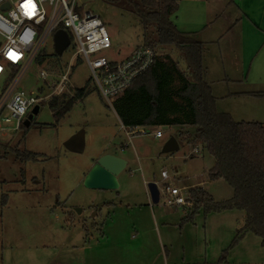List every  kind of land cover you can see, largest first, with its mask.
Segmentation results:
<instances>
[{
	"label": "rangeland",
	"instance_id": "374dc122",
	"mask_svg": "<svg viewBox=\"0 0 264 264\" xmlns=\"http://www.w3.org/2000/svg\"><path fill=\"white\" fill-rule=\"evenodd\" d=\"M182 2L170 17L178 26L190 13ZM76 5L80 13L90 10L105 25L112 46L100 54L107 59L118 61L142 44L143 28L126 0H76ZM154 51L160 62L170 64L182 78H189L186 64L174 47ZM263 51L264 47L260 53ZM41 52L43 59L29 64L17 89L47 93L51 79H41L38 70L43 67L56 75L68 68L71 85L85 87L86 93L58 119L48 102H43L29 111L22 122L24 127L0 134L1 264H254L264 259L252 245L256 242L252 234L241 250L219 261L234 235L229 234L227 218L209 220L210 243L205 248L203 215L199 214L180 237L182 208L169 204L165 193L158 202H151L147 190L150 181L158 188L168 184L186 193L200 177L207 179L200 166L191 167L188 159L182 158L191 148L185 141L195 131L193 125L122 126L114 102L100 95L84 58L72 59L71 46L56 54L52 36H48ZM208 58L209 54L205 60ZM156 87L151 83L146 94L135 87L124 98L138 102L143 110L149 106L152 116L159 119L181 118L184 110L180 100L160 97ZM257 103L260 108L264 100ZM257 112L243 121L263 123L264 109ZM158 128L162 131L159 138L153 136ZM75 136L81 137V149L70 151L65 143ZM170 137L179 146L172 155L162 151ZM17 152L37 156L26 158ZM103 154L125 160L124 169L116 176L117 188L85 187V174ZM163 170L167 173L164 179L160 176ZM216 182L213 196L228 198L231 188L220 178ZM220 224L223 228L219 230ZM115 243H119L120 252L108 250L116 247ZM164 245L170 255L164 252ZM204 254L206 262H200L199 256Z\"/></svg>",
	"mask_w": 264,
	"mask_h": 264
},
{
	"label": "trees",
	"instance_id": "16d2710c",
	"mask_svg": "<svg viewBox=\"0 0 264 264\" xmlns=\"http://www.w3.org/2000/svg\"><path fill=\"white\" fill-rule=\"evenodd\" d=\"M126 1L143 28L141 45L153 50L157 47H174L186 64L189 78H182L176 74L174 67L160 62L155 56L151 66L136 77L131 86L114 101L113 109L121 124L131 128L142 125H193L195 131L187 138L188 142L202 144L213 158L208 176L225 181L232 189V195L227 199L215 200L201 187L190 188L188 199L191 203L179 220L180 226L193 223L199 210L207 214L237 209L244 212L243 221L235 228L232 239L221 251L218 260H225L229 250L247 232L259 237L260 245L264 246V124L236 121L228 113L217 111L216 98L204 78L203 42L198 32L181 31L170 18L177 9V0ZM35 59L40 63L43 59L42 52ZM11 75L3 83L2 89L8 84ZM151 83L157 85V95L160 97L180 100V109L184 110L181 118L159 119L152 116L149 106L145 111L138 102L124 98L135 87L146 94ZM85 93V87L74 88L73 97H62L60 100L53 98L48 103L52 115L56 119L60 118L69 110L73 101L82 98ZM246 94L264 96V91ZM20 127L24 125L21 124ZM21 154L26 158L37 156L35 153L17 152L18 156Z\"/></svg>",
	"mask_w": 264,
	"mask_h": 264
},
{
	"label": "built area",
	"instance_id": "2783aa9c",
	"mask_svg": "<svg viewBox=\"0 0 264 264\" xmlns=\"http://www.w3.org/2000/svg\"><path fill=\"white\" fill-rule=\"evenodd\" d=\"M4 3H7L5 8L2 7ZM25 3L26 0H0V134L19 129L36 105L49 103L55 97L59 100L73 97L74 87L68 68L56 75L43 67L38 70L41 79H51L47 93L38 91L33 94L16 88L25 69L41 52L47 37L53 36L57 29L66 31L69 37L67 47L74 49L72 59L84 58L100 95L108 102L130 87L135 78L154 62L155 51L143 45L136 46L118 61L100 54L112 46L105 25L90 10L80 13L76 0H32L35 14L31 16L26 14ZM9 53L18 59L10 58ZM10 75L8 84L2 89ZM153 136L161 137V129H156ZM160 176L167 178L166 171H161ZM158 189L159 196L167 195L169 204L187 207L191 203L188 191L184 193L168 184Z\"/></svg>",
	"mask_w": 264,
	"mask_h": 264
},
{
	"label": "crops",
	"instance_id": "0c3cea01",
	"mask_svg": "<svg viewBox=\"0 0 264 264\" xmlns=\"http://www.w3.org/2000/svg\"><path fill=\"white\" fill-rule=\"evenodd\" d=\"M181 2L185 3L184 5L190 13H187L186 18L179 26L176 24L175 26L179 30L183 28L181 31H197L203 42L204 78L210 86L212 95L216 98L217 111L226 112L234 120L240 121L248 119L247 116H254L258 110L264 109V104L260 108L256 106L259 104L257 101L264 100V96L246 94L247 92L264 91V51L260 53L264 47V0H181ZM181 2L177 0V7ZM231 6L235 7L234 10L230 9ZM208 54L209 58L206 61ZM122 94L123 92L117 95L113 102ZM261 122L264 123V121ZM188 140L186 138L185 142L191 148L182 158L188 159L191 167L200 166L202 173H206L207 176V179L200 177L190 188L201 187L209 192L215 200H220L213 196V190H215L213 184L215 185L219 178L211 179L208 176V171L213 165V158L209 154L205 156L206 150L202 144L189 143ZM172 152L168 154L172 155ZM178 206L182 208L180 220L184 216L186 207ZM199 214L203 215L202 233L205 248L210 243L208 227L210 219L221 221L227 218L231 226L229 234L232 232L234 234L235 228L242 223L244 217V212L237 209L207 214L199 210L194 221ZM193 223L195 224V222ZM189 225L190 223H185L181 227L180 237ZM222 228L223 225L220 224L219 230ZM250 235H252L251 232L245 233L241 241L228 252L227 256L241 250ZM254 239L256 242L252 241L253 247L259 253L262 252L264 256V246L260 245L259 237L256 236ZM114 245L116 247L113 246L108 250L115 249L116 252H120L119 243ZM164 248V252L170 255L169 248L166 245ZM190 255L191 251L187 252L186 257L190 258ZM181 258L184 260L185 255L182 254ZM199 260L206 262L205 254L200 255ZM254 264H264V259L254 261Z\"/></svg>",
	"mask_w": 264,
	"mask_h": 264
},
{
	"label": "water",
	"instance_id": "95a60500",
	"mask_svg": "<svg viewBox=\"0 0 264 264\" xmlns=\"http://www.w3.org/2000/svg\"><path fill=\"white\" fill-rule=\"evenodd\" d=\"M3 8L7 7V3L2 5ZM53 48L56 54H61L69 44V37L65 30L57 29L54 31L53 36ZM38 109V107H34ZM33 108V109H34ZM81 137L75 136L67 143L65 147L70 151H79L81 149ZM178 149L177 140L174 137H170L163 145L162 151L169 153ZM125 167V160L113 154H103L99 156L96 161L89 168L84 176L83 184L85 187L94 189H116L117 174L121 172ZM147 190L152 203H156L159 200V189L155 182L147 183Z\"/></svg>",
	"mask_w": 264,
	"mask_h": 264
},
{
	"label": "snow or ice",
	"instance_id": "6c2138e0",
	"mask_svg": "<svg viewBox=\"0 0 264 264\" xmlns=\"http://www.w3.org/2000/svg\"><path fill=\"white\" fill-rule=\"evenodd\" d=\"M24 8L26 9V14H28L29 16L35 14V5L32 3V0H26ZM9 57L12 59H18V56L12 53H9Z\"/></svg>",
	"mask_w": 264,
	"mask_h": 264
}]
</instances>
